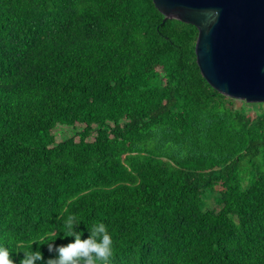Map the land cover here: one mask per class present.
<instances>
[{
    "label": "trees",
    "instance_id": "trees-1",
    "mask_svg": "<svg viewBox=\"0 0 264 264\" xmlns=\"http://www.w3.org/2000/svg\"><path fill=\"white\" fill-rule=\"evenodd\" d=\"M196 38L152 0H0V245L14 264L38 246L48 259L42 237H67L70 216L82 239L107 226L111 264H264V104L213 90Z\"/></svg>",
    "mask_w": 264,
    "mask_h": 264
},
{
    "label": "water",
    "instance_id": "water-1",
    "mask_svg": "<svg viewBox=\"0 0 264 264\" xmlns=\"http://www.w3.org/2000/svg\"><path fill=\"white\" fill-rule=\"evenodd\" d=\"M164 20L197 30L196 64L217 93L264 104V0H152Z\"/></svg>",
    "mask_w": 264,
    "mask_h": 264
},
{
    "label": "clouds",
    "instance_id": "clouds-1",
    "mask_svg": "<svg viewBox=\"0 0 264 264\" xmlns=\"http://www.w3.org/2000/svg\"><path fill=\"white\" fill-rule=\"evenodd\" d=\"M68 236L72 239L67 244L57 245L55 241L67 238L64 235L60 237L54 230L48 235L42 237L45 241L42 245L47 246L50 254L45 259L39 246L35 251L29 249L23 252V258L19 264H111L113 255V239L103 222H94L90 228L86 227L89 233L87 238H83L84 233L74 230L77 225L73 217H68L64 222ZM9 249L0 245V264H14L10 257Z\"/></svg>",
    "mask_w": 264,
    "mask_h": 264
},
{
    "label": "rangeland",
    "instance_id": "rangeland-1",
    "mask_svg": "<svg viewBox=\"0 0 264 264\" xmlns=\"http://www.w3.org/2000/svg\"><path fill=\"white\" fill-rule=\"evenodd\" d=\"M251 113H253V112H251ZM208 194L209 193L204 194L205 196H204V198L202 200V205H204V207L208 208V209H215L216 205H215V202H214V196L210 195V197H209Z\"/></svg>",
    "mask_w": 264,
    "mask_h": 264
}]
</instances>
